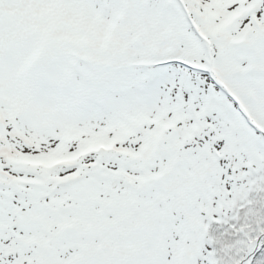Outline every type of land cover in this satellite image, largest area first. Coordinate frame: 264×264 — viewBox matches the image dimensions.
<instances>
[{
    "label": "snow or ice",
    "instance_id": "6c2138e0",
    "mask_svg": "<svg viewBox=\"0 0 264 264\" xmlns=\"http://www.w3.org/2000/svg\"><path fill=\"white\" fill-rule=\"evenodd\" d=\"M0 264H264V0H0Z\"/></svg>",
    "mask_w": 264,
    "mask_h": 264
}]
</instances>
